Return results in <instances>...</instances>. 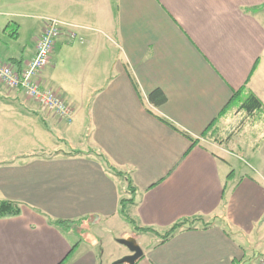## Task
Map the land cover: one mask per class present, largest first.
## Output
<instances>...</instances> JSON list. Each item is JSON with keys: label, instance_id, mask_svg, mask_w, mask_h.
Returning a JSON list of instances; mask_svg holds the SVG:
<instances>
[{"label": "crops", "instance_id": "crops-1", "mask_svg": "<svg viewBox=\"0 0 264 264\" xmlns=\"http://www.w3.org/2000/svg\"><path fill=\"white\" fill-rule=\"evenodd\" d=\"M47 18L83 39L66 31L38 78L74 113L62 120L0 81V202L21 209L0 219V264L113 262L49 220L137 235L120 215L127 177L90 151L130 177L138 227L164 234L199 220L162 244L144 234L157 240L136 264H258L264 0H0V58L22 70ZM157 90L163 105L150 101ZM252 95L262 107L248 112Z\"/></svg>", "mask_w": 264, "mask_h": 264}, {"label": "built area", "instance_id": "built-area-1", "mask_svg": "<svg viewBox=\"0 0 264 264\" xmlns=\"http://www.w3.org/2000/svg\"><path fill=\"white\" fill-rule=\"evenodd\" d=\"M76 27L56 18L45 19L44 29L36 42L35 55L22 70L0 58V81L10 90L22 91L26 97L62 120L70 121L74 110L64 95L44 88L38 81L42 72L51 64L55 46L68 31L71 42L83 41ZM258 264H264V255Z\"/></svg>", "mask_w": 264, "mask_h": 264}, {"label": "trees", "instance_id": "trees-1", "mask_svg": "<svg viewBox=\"0 0 264 264\" xmlns=\"http://www.w3.org/2000/svg\"><path fill=\"white\" fill-rule=\"evenodd\" d=\"M150 101L154 103L155 105H163L166 103L167 98L165 97L164 93L160 90H157L153 92L150 95ZM261 102L254 96L252 95L250 98V101L245 104V107L248 112H254L258 109H260ZM176 129V128H175ZM177 130V129H176ZM186 135L185 133H183ZM190 140H192L191 137L186 135ZM80 154L79 152L75 153ZM89 154L95 155L97 158H99L103 164L105 169L115 175L118 176H126L127 177V191L130 195H132V198H126L122 199L120 201V215L124 219L125 222L131 224L133 226V230L137 235H144V234H152L156 237H159L162 243H165L169 239L173 238L177 233L183 231V230H194L196 229V224L199 222L198 219H195L193 221L191 220H183L182 222H179L175 224L169 231H167L164 234H160L154 229L150 228H140L136 225V222L132 220L127 214H126V207L130 203H134L135 199L134 196L136 194V190L133 187L132 181L129 176L125 175L123 172H120L113 167H111L108 163V161L104 158V156L97 152V151H90ZM21 214V209L18 203L12 202V201H1L0 202V219L1 218H11V217H17ZM86 220H76V221H65V220H49L50 224L60 228L64 232H73L77 229V227L83 226L84 222ZM208 225L204 224L203 227H207ZM77 231V230H76ZM74 233V232H73Z\"/></svg>", "mask_w": 264, "mask_h": 264}, {"label": "rangeland", "instance_id": "rangeland-1", "mask_svg": "<svg viewBox=\"0 0 264 264\" xmlns=\"http://www.w3.org/2000/svg\"><path fill=\"white\" fill-rule=\"evenodd\" d=\"M76 230L73 231L74 233H70L72 240L75 242L84 241L86 243H90L96 248L99 247L98 249L100 250L103 247V254H105L103 260H105L106 263L113 259L111 264H114L115 262L126 257V255H130L129 250L125 246L119 244L118 240L128 239L122 238L121 235L123 232L131 230V226H127L126 224L123 226L120 224L116 229L114 228L109 231L106 226H98V228H96L92 224H86L81 227H77ZM107 232L110 233L106 235L105 233ZM129 238H135L142 249H145L148 246V243H152L153 245L155 240H157V238L152 236L146 237L143 235L141 237H139V235H132Z\"/></svg>", "mask_w": 264, "mask_h": 264}, {"label": "water", "instance_id": "water-1", "mask_svg": "<svg viewBox=\"0 0 264 264\" xmlns=\"http://www.w3.org/2000/svg\"><path fill=\"white\" fill-rule=\"evenodd\" d=\"M118 243L125 246L129 250L130 255L122 258L114 264H136L144 256V250L135 238L120 239L118 240Z\"/></svg>", "mask_w": 264, "mask_h": 264}]
</instances>
